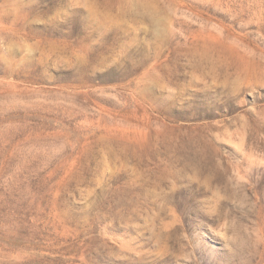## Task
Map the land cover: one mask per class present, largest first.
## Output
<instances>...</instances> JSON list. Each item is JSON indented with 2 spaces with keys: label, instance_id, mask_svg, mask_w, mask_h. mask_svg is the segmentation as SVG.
Listing matches in <instances>:
<instances>
[{
  "label": "rangeland",
  "instance_id": "1",
  "mask_svg": "<svg viewBox=\"0 0 264 264\" xmlns=\"http://www.w3.org/2000/svg\"><path fill=\"white\" fill-rule=\"evenodd\" d=\"M0 264H264V0H0Z\"/></svg>",
  "mask_w": 264,
  "mask_h": 264
},
{
  "label": "clouds",
  "instance_id": "2",
  "mask_svg": "<svg viewBox=\"0 0 264 264\" xmlns=\"http://www.w3.org/2000/svg\"><path fill=\"white\" fill-rule=\"evenodd\" d=\"M22 50H23V53H24L23 57H25V58H28V57L32 56L33 54H35L34 51H29V50H26V49H22Z\"/></svg>",
  "mask_w": 264,
  "mask_h": 264
},
{
  "label": "bare ground",
  "instance_id": "3",
  "mask_svg": "<svg viewBox=\"0 0 264 264\" xmlns=\"http://www.w3.org/2000/svg\"><path fill=\"white\" fill-rule=\"evenodd\" d=\"M209 1V0H208ZM147 11V10H146ZM149 13V12H148Z\"/></svg>",
  "mask_w": 264,
  "mask_h": 264
}]
</instances>
